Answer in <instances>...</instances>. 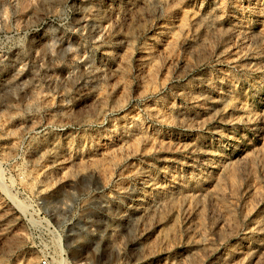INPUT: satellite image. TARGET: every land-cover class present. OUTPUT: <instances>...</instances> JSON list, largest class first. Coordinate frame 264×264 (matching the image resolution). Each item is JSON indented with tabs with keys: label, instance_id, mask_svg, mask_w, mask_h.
<instances>
[{
	"label": "rangeland",
	"instance_id": "rangeland-1",
	"mask_svg": "<svg viewBox=\"0 0 264 264\" xmlns=\"http://www.w3.org/2000/svg\"><path fill=\"white\" fill-rule=\"evenodd\" d=\"M0 264H264V0H0Z\"/></svg>",
	"mask_w": 264,
	"mask_h": 264
}]
</instances>
